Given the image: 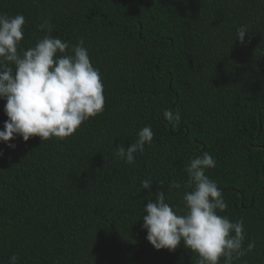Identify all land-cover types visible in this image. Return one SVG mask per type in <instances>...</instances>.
Returning <instances> with one entry per match:
<instances>
[{"label": "trees", "instance_id": "16d2710c", "mask_svg": "<svg viewBox=\"0 0 264 264\" xmlns=\"http://www.w3.org/2000/svg\"><path fill=\"white\" fill-rule=\"evenodd\" d=\"M0 13L25 17L23 50L45 20L53 37L83 40L105 97L69 137L0 141V264H196L183 242L155 249L142 214L160 191L184 208L185 165L203 152L227 203L219 214L243 221L245 249L255 242L233 264H264V0H0ZM147 125L134 164L116 158Z\"/></svg>", "mask_w": 264, "mask_h": 264}, {"label": "clouds", "instance_id": "9594fccd", "mask_svg": "<svg viewBox=\"0 0 264 264\" xmlns=\"http://www.w3.org/2000/svg\"><path fill=\"white\" fill-rule=\"evenodd\" d=\"M26 19L22 14L10 16L0 13V99L6 101L7 119L0 130V141L9 148L17 136L28 141L39 136L64 139L71 136L83 122L104 111L105 97L99 69L91 63L83 40L75 45L51 35V25L45 20L38 27L47 29L35 46L20 49L24 38ZM248 33L247 27L236 28V39L241 43ZM163 116L179 123L178 111L166 109ZM154 133L151 126L140 129L137 138L127 147L121 143L115 157L134 164L135 154H143L145 145H151ZM2 155V153H0ZM208 153L195 156L185 165L190 182L183 194V209H175L166 202L164 191L143 207V224L146 239L157 249L174 251L181 242L185 249L197 253L196 264H233L235 260L252 251L255 242L244 248L243 221H230L219 213L227 208L222 191L205 174L215 166ZM153 181H141V189H150ZM163 185V181L159 182ZM179 182L169 184V189H180ZM9 264H18L13 254Z\"/></svg>", "mask_w": 264, "mask_h": 264}, {"label": "water", "instance_id": "95a60500", "mask_svg": "<svg viewBox=\"0 0 264 264\" xmlns=\"http://www.w3.org/2000/svg\"><path fill=\"white\" fill-rule=\"evenodd\" d=\"M259 130H260V125H259Z\"/></svg>", "mask_w": 264, "mask_h": 264}]
</instances>
